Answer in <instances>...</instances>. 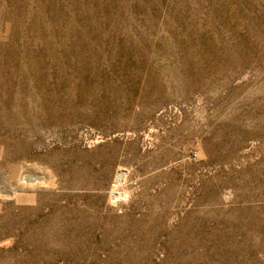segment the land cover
I'll list each match as a JSON object with an SVG mask.
<instances>
[{"label": "rangeland", "instance_id": "374dc122", "mask_svg": "<svg viewBox=\"0 0 264 264\" xmlns=\"http://www.w3.org/2000/svg\"><path fill=\"white\" fill-rule=\"evenodd\" d=\"M0 264H264V0H0Z\"/></svg>", "mask_w": 264, "mask_h": 264}]
</instances>
